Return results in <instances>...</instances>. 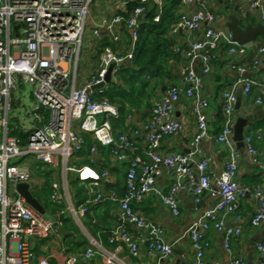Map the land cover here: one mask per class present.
I'll use <instances>...</instances> for the list:
<instances>
[{
	"label": "built area",
	"instance_id": "obj_1",
	"mask_svg": "<svg viewBox=\"0 0 264 264\" xmlns=\"http://www.w3.org/2000/svg\"><path fill=\"white\" fill-rule=\"evenodd\" d=\"M94 1L0 0V264H52L50 257H41L36 262L37 254L31 241L51 239L58 234L57 227H62L63 221L56 224L37 212L18 194L17 186L33 182L31 165L34 164L64 167L77 172L82 180H88L90 177L84 168L71 165L76 154L83 150L85 135L108 148L120 163H128L126 194L115 199L120 203L122 223L109 232L112 250H105L92 242L85 252L64 259L65 264H77L80 259L92 260L98 252L102 254L104 264H132L131 259H141L144 252L150 257L158 256L160 260L171 257L174 248L164 240L162 227L134 210L133 205L155 195L175 217H179L178 194L193 184L194 166L199 171L195 190L197 199L206 193L220 198L214 208L206 210L187 231L196 251V264H205V252L209 247L203 232L211 229L223 231L228 216L238 223L227 231L225 239L226 249L231 254L233 239L242 233L238 202L246 193L235 180L240 157L234 141L238 102L236 87H243L245 97L258 87L255 104H264V83L259 84L247 77L249 67L259 65L260 60L255 58L251 65L240 64L236 60L230 62V69L237 71L240 78L231 90L223 94L224 126L217 137H212L207 114L210 102L204 93V78L212 74L219 62L222 45L229 47L231 56H244L247 46L239 45L230 31L216 27L217 17L208 9L205 0H180L182 7L196 4L200 8L191 14L182 11L175 23V31H202L201 37L193 41L185 52L183 85H171L166 95L154 103L145 134L139 130L131 131V137L126 132L117 133L112 120L119 118V109L104 94L120 84L123 64L134 61L141 20L149 11L147 6L152 5L161 11L166 0H141L128 19L115 15L109 22L91 27L88 17ZM243 1L252 11H260L264 21V0ZM155 21H160V15ZM120 25L134 32L132 52L120 55L110 46L104 47L97 73L87 84L80 86L78 74L87 28L98 40L102 41L103 37L119 40L115 27ZM257 55L264 57V39L257 44ZM22 83L35 87V107L31 114L37 125L29 132L26 142L13 135L11 117L14 110L11 101L17 103L20 100L15 94ZM99 86L102 88L95 89ZM182 100L192 103V113L198 125L193 150L189 154L164 153L161 148L163 140L182 130V122L176 118V105ZM139 138H145L147 155L152 161L150 165L144 163L140 156L129 159L128 151ZM212 139L228 152V160L219 175L210 171L207 160H196L198 145ZM255 140L264 142V129H258L254 136H245L246 148L257 164ZM96 152L97 148L93 147L92 153ZM18 158L24 159L20 166L12 163ZM164 169L174 175L168 191L156 186L157 177ZM108 175L105 170L97 180L106 179ZM255 197L258 206L252 226L259 227L264 224L263 187L255 189ZM52 200L56 204L67 205L75 216L87 210L82 206L76 212L59 188L53 193ZM102 201L103 196L98 195L94 203ZM129 226L136 227L137 231L131 232ZM257 249L264 254V242H259ZM230 264L245 263L242 259L232 258Z\"/></svg>",
	"mask_w": 264,
	"mask_h": 264
},
{
	"label": "crops",
	"instance_id": "obj_2",
	"mask_svg": "<svg viewBox=\"0 0 264 264\" xmlns=\"http://www.w3.org/2000/svg\"><path fill=\"white\" fill-rule=\"evenodd\" d=\"M128 2L130 0H98L97 2L95 0L93 3L95 7L94 9L93 6L91 8L88 24L91 27L100 26L106 21L112 20L115 15L126 13ZM205 4L216 15V27L219 29L230 31L227 27L230 16L237 17L244 28L248 25L258 26L264 24L260 11H252L243 0H235L234 2L231 0H205ZM150 7L154 8L152 5ZM199 8V5L196 4L182 7L180 0H166L161 11L156 9V17L158 15L161 17L162 13H167L168 15L167 22L164 25L165 29L163 30L164 37L172 42L170 49L178 56H174L169 61L164 76L157 78L148 76V86L145 88H143L141 83L137 85L135 95L132 98L133 104L123 97H120L117 102H113L109 97L112 89L123 88L126 92L130 90L122 75L131 69L134 61L133 63L127 61L123 64L120 84L113 86L104 94L118 109L123 107L122 104L125 106L126 111L123 115L125 130L122 128L115 129L117 133L126 132L131 137V131L139 130L145 134L146 126L152 117L154 103L166 95L171 85H183L182 69L186 64L185 52L193 41L201 37L202 31L195 33L177 32L174 26L182 11L191 14ZM146 17L142 18V25L143 23L144 25L146 24ZM141 24L140 26L142 27ZM126 28L121 25L115 27L119 40L103 37L102 41L96 39L93 32L87 28L83 38V56L81 59L87 64V67L82 71V77L78 78L80 86L87 84L97 73L99 53L102 50V45H105V41L109 43L106 46H110L120 55H128L132 52L134 32ZM261 39L264 38L261 37L256 42L247 45L244 56H231L228 53L229 47L222 45L219 50V62L216 63L212 74L204 78V93L210 102L207 114L212 137H217L224 126L225 120L222 112L223 94L231 90L240 78V74L237 71L230 69V62L236 60L240 64L251 65L250 62H253L255 58L259 59V65L249 67L247 77L252 78L259 84L264 83V57L257 55V44ZM197 70L200 72L199 64L197 65ZM236 93L241 101L240 110L235 112L236 121L240 116L246 117L249 120V124L245 129V135L254 136L258 129H264V104H255L259 88H254L252 94L249 97H245L243 96V87L239 85L236 87ZM20 106L21 103L18 108ZM176 118L182 122V130L176 135L169 136L163 140L162 151L164 153L189 154L193 150V143L198 134V125L192 113V103L190 101L182 100L176 105ZM19 125L24 130V133L29 136V132L34 129L37 123L34 122L31 114V118L27 122ZM12 127L14 130H18L17 124H12ZM83 140V150L76 154L71 165L85 169L84 172L90 177L86 181L82 180L77 172L65 170L64 167L54 168L38 164L31 165L34 171V180L30 184V189L37 199L36 195L41 196V200H38L43 205L49 199L54 203L52 195L59 188L60 192L71 202L76 212L82 206L87 209L84 214L81 215L79 212L80 215L75 216L71 208H65L61 205L60 216H66V219L62 220V227L65 229L66 235H62L58 231L57 235H53L52 239L46 242L32 240L31 245L35 248L37 254L36 262L41 257H50L52 264H65L64 259L85 252L92 242H96L98 246L105 250H112L108 237L109 232L122 223L120 203L115 199H121L126 194L128 163H120L111 155L108 148L95 143L90 136L85 135ZM90 140L91 144H89ZM93 147L97 148L95 154L92 153ZM254 147L258 151V163L255 164L253 162L247 148L239 150L238 171L235 177L240 187L246 190L245 196L241 197L238 202L239 214L242 217V233L233 239L232 252L230 254L225 246L227 231L238 225L232 216L227 217L223 231L211 229L203 232L206 241L209 243V247L205 252V264H227L228 261H232V258L242 259L245 264H264V254L257 249V244L264 242V224L259 227L252 226V219L258 206L255 189L257 187L264 188V142L255 140ZM198 150L197 162L201 159L207 160L210 171L216 175L221 174L228 160L227 149L216 144L212 139L202 141L198 145ZM128 155L129 159L140 156L143 158L144 163L147 165L152 164L151 159L147 155L145 138L137 139L134 147L128 151ZM105 170L109 172L108 177L102 180L98 179V181L97 178L101 177ZM49 171L53 174L52 179L47 176ZM192 179L193 184H190L187 189L182 190L178 194L181 208L179 217H175L155 195L147 197L141 204L133 205L134 210L162 227L164 240L173 246L174 253L171 257L160 260L158 256L150 257L144 252L141 259H131L132 264H196V251L187 231L206 210L214 208L220 198L206 193L198 200L195 192L192 193L193 187L199 180V171L196 166L193 167ZM96 182L98 183L94 185ZM173 182V173L164 169L157 177L156 186L163 191H168ZM98 195L103 196V201L95 204L94 200ZM193 195H195V199L192 198ZM89 201L90 204H87ZM200 202L204 203L203 210L196 209ZM87 212L88 214H86ZM71 216L74 217L80 228L69 221L68 217L71 218ZM129 230L136 232L137 228L129 226ZM77 264H104L103 256L98 252L94 259H80Z\"/></svg>",
	"mask_w": 264,
	"mask_h": 264
},
{
	"label": "trees",
	"instance_id": "obj_3",
	"mask_svg": "<svg viewBox=\"0 0 264 264\" xmlns=\"http://www.w3.org/2000/svg\"><path fill=\"white\" fill-rule=\"evenodd\" d=\"M141 0H132L127 4V11L126 13H120L126 19H128L134 10L139 6ZM150 5L147 6L148 13L145 15L146 17V24L142 25L140 28V36L139 41L137 44V49L135 52L134 57V65L131 66V69L127 70L123 73L122 77L126 82V85L130 88L129 91H125L123 88H115L112 89L109 97L113 102L119 101L120 97H123L129 102L133 104V97L135 95V90L137 89V85L141 83L143 88L148 86L147 77L157 78L164 76L166 74V69L168 67L169 61L174 58L175 55L171 51L172 42L164 37V29L165 23L167 22L168 15L167 13L161 14L160 21L156 23L154 20L156 17V9L149 8ZM109 45L108 41H105V45H102V49ZM102 50L100 51L99 55L101 54ZM123 107H119L120 116L118 119H113L112 124L113 127L117 130L122 128L125 130L124 123H123V115L125 114V106L122 104ZM18 130H14L13 135L21 138L24 142H26L28 135L24 133V130L20 127L18 122ZM91 144V140L89 141ZM39 200H41V196L36 195ZM50 199L44 203L45 208L47 209L50 204ZM55 211L60 212V209H54Z\"/></svg>",
	"mask_w": 264,
	"mask_h": 264
},
{
	"label": "water",
	"instance_id": "obj_4",
	"mask_svg": "<svg viewBox=\"0 0 264 264\" xmlns=\"http://www.w3.org/2000/svg\"><path fill=\"white\" fill-rule=\"evenodd\" d=\"M227 27L230 29L233 39L241 46H247L249 44H252L256 42L259 38H264V24H260L258 26L248 25L247 27H242L240 20L235 16H230V21L227 23ZM19 29V26L16 27V30ZM110 78H107V81L109 82ZM102 86L96 87L95 89H98ZM240 99H238L236 110H240ZM21 101H18L15 103L14 100L11 101V105L14 109H17L20 105ZM249 124V120L244 117L240 116L237 118L235 127H234V141L236 143V147L238 150H243L246 148L245 144V129ZM197 188V184L193 187L192 193L195 192ZM17 192L18 194L25 199L26 203L30 205L32 208H34L37 212L44 215L45 217L48 214L47 209L45 206L34 196L30 189L29 184H19L17 186ZM195 199V195L193 197ZM196 209L203 210L204 209V203L200 202ZM88 214V212L86 213ZM66 219L65 215H61L59 220ZM58 220V221H59ZM57 224V223H56ZM58 231L62 235H66V231L63 227H57ZM227 264H230V261L227 262Z\"/></svg>",
	"mask_w": 264,
	"mask_h": 264
},
{
	"label": "rangeland",
	"instance_id": "obj_5",
	"mask_svg": "<svg viewBox=\"0 0 264 264\" xmlns=\"http://www.w3.org/2000/svg\"><path fill=\"white\" fill-rule=\"evenodd\" d=\"M98 0H96L97 2ZM95 5L93 6L94 9ZM87 67V64L84 61H81L80 64V76L78 75V78L80 79V77H82L83 75V70L84 68ZM34 92H35V87L28 85V84H24L22 83L18 89V91H16V97L18 99L21 100V106L18 109H14L11 112V117H12V124H16V121L18 122V124H21L23 122H27L29 120V118H31V112L33 111L34 107H35V98H34ZM76 128V124L74 125ZM12 163L14 165H22L24 163V159L22 158H18V159H14L12 161ZM48 178L52 179L53 174L51 171L48 172ZM63 205L65 208L67 207V205L64 204H56V203H52L50 202L49 207L47 208L48 214H47V218L52 220L54 223H57L59 218H60V212L55 211L54 209H60L62 208ZM61 211V209H60ZM68 219H70V222L75 223V225H77L78 228L79 225L75 222L74 217L71 216V218L68 217ZM71 227V226H70ZM52 239V238H51ZM50 239V240H51ZM47 240H45L46 242ZM48 244V243H46Z\"/></svg>",
	"mask_w": 264,
	"mask_h": 264
}]
</instances>
